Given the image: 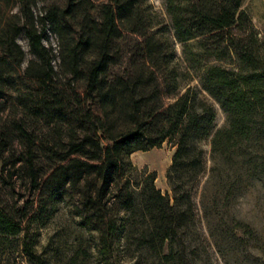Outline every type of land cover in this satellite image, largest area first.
Masks as SVG:
<instances>
[{"label": "trees", "instance_id": "obj_1", "mask_svg": "<svg viewBox=\"0 0 264 264\" xmlns=\"http://www.w3.org/2000/svg\"><path fill=\"white\" fill-rule=\"evenodd\" d=\"M49 1L16 0L17 11L0 22V242L23 234L35 206L66 196L103 249L117 234L135 235L137 249L170 251L161 258L169 261L180 221L194 215L191 192L183 208L174 182L202 171L198 143L209 135L214 111L196 90L177 93L147 0H67L63 7ZM165 1L178 42L212 41L209 55L252 60L244 0ZM39 2L44 6L35 14ZM47 33L56 38V53L43 44ZM21 35L27 53L17 42ZM254 76L205 66L200 87L229 122L214 133L213 153L248 139V123L263 103L264 82ZM165 142L175 148L167 174L172 198L152 174L133 184L126 162ZM18 242L35 262L31 244Z\"/></svg>", "mask_w": 264, "mask_h": 264}, {"label": "rangeland", "instance_id": "obj_2", "mask_svg": "<svg viewBox=\"0 0 264 264\" xmlns=\"http://www.w3.org/2000/svg\"><path fill=\"white\" fill-rule=\"evenodd\" d=\"M66 1L50 0L47 4L63 7ZM165 4V0L146 1L152 31L161 35L165 44L168 71L178 84L177 93L183 94L188 88L200 92L215 116L209 135L198 143L203 151L202 171L194 179L183 177L174 182L183 208L187 193L191 192L194 215L192 220L180 221L172 238L169 261L161 258L170 251L159 254L157 249H137L139 241L135 235L124 240L122 234H117L110 247L103 249L98 235L81 225L71 200L58 196L33 208L23 222L24 232L18 239L0 242V264H264V87L260 91L262 107L256 108L248 123L251 128L248 139L215 153L211 151V139L217 130L228 128V115L200 87L205 66L211 65L235 73L254 74L253 78L259 77L264 82V0H244L242 4L252 25L251 61H242L234 54L209 55V51H214L212 41L201 46L199 40L178 42ZM43 6L39 2L35 14ZM17 7L16 0H0V22L15 13ZM130 40L131 37L126 42ZM17 42L27 53L26 39L21 35ZM43 44L51 46L56 53L54 35L47 33ZM29 58L27 55L26 61ZM56 63L57 60L53 65ZM174 151L172 144L165 142L159 148L131 154L126 162L131 165L128 174L132 183L140 184L144 176L152 174L156 188L172 198L167 174ZM117 218H123L122 211ZM21 239L31 244L38 256L35 262H29L20 252Z\"/></svg>", "mask_w": 264, "mask_h": 264}]
</instances>
